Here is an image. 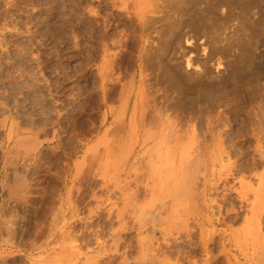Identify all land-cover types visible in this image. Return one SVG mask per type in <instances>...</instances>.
<instances>
[{
    "label": "rangeland",
    "instance_id": "374dc122",
    "mask_svg": "<svg viewBox=\"0 0 264 264\" xmlns=\"http://www.w3.org/2000/svg\"><path fill=\"white\" fill-rule=\"evenodd\" d=\"M114 1L0 0V264H264V126L257 139L248 119L264 117V0L169 2L143 122L139 19Z\"/></svg>",
    "mask_w": 264,
    "mask_h": 264
},
{
    "label": "bare ground",
    "instance_id": "6f19581e",
    "mask_svg": "<svg viewBox=\"0 0 264 264\" xmlns=\"http://www.w3.org/2000/svg\"><path fill=\"white\" fill-rule=\"evenodd\" d=\"M80 1V0H79ZM119 1V0H118ZM118 1H114V2H117V4H119L118 3ZM122 1V0H121ZM142 0H138V2H140V3H142L141 2ZM201 1V0H200ZM103 2V1H102ZM124 2V3H123ZM123 2H122V4L123 5H125V6H123V8L124 7H126V9L128 8H132V11H134V13L135 14H137V15H134V16H136L137 17V19H139V25H140V34L138 35L139 36V38H137L138 39V41L135 43V53L133 52L134 51V49H132L133 51V56H134V62H135V66H136V68H137V70L139 71V75H141V78H142V76H143V74H144V72H145V74H146V71H150V73L152 72L153 73V69L151 70V68H150V65H151V62H149V61H151L150 59V56L149 55H151V54H149V53H152V47H151V49H150V43H152L153 44V42L154 41H157V40H154L156 37H158V34H160L161 33V30H160V33H159V31H158V28L159 27H163L162 25H163V23H166V22H163V20H164V18H166L167 17V15H168V13H167V6L169 5L170 6V3L169 2H172V3H174L175 4V0H149V1H146L147 3H145V1L143 2L144 3V5H143V3L142 4H140V3H138V4H136L137 3V0H123ZM254 2V1H253ZM257 2V1H256ZM167 3V4H166ZM212 3V2H211ZM192 4V3H191ZM176 5H177V3H176ZM187 5V4H186ZM11 6V5H10ZM116 6V5H115ZM122 6V5H121ZM175 6V5H174ZM179 6V5H178ZM177 6V7H178ZM192 6V5H191ZM171 7H172V5H171ZM170 7V8H171ZM245 7V6H244ZM262 7V6H261ZM167 8V9H166ZM196 8V7H195ZM128 9H127V12H129V13H133V12H130V9H129V11H128ZM173 9V8H172ZM178 9V8H177ZM176 9V10H177ZM223 9V8H222ZM122 10V9H121ZM169 11H170V9H168ZM180 10V9H179ZM168 11V12H169ZM173 11H174V13H175V10L173 9ZM171 12V11H170ZM222 12V11H221ZM224 12V11H223ZM172 13V12H171ZM119 14V13H118ZM128 14V13H127ZM191 14V13H190ZM93 15V14H92ZM170 15V14H169ZM169 15H168V17H169ZM121 17V16H120ZM192 17H194V16H192ZM196 17V16H195ZM198 17V16H197ZM231 17V16H230ZM106 18V17H105ZM168 19V18H167ZM167 19H165V20H167ZM193 19V18H192ZM164 20V21H165ZM138 21V20H137ZM168 21H170V19L168 20ZM171 21H173L172 19H171ZM202 21V20H201ZM200 21V22H201ZM97 22V21H96ZM136 22V21H135ZM134 22V23H135ZM133 23V24H134ZM171 23V22H170ZM159 24H160V26H159ZM167 24H169V22L167 23ZM202 24V23H201ZM132 25V24H131ZM179 25V24H178ZM194 25V24H193ZM224 25V24H223ZM135 26V25H134ZM171 26V25H170ZM233 26H234V24H233ZM244 26V25H243ZM2 28V27H1ZM123 28H125V27H123ZM166 28H167V26H166ZM166 28H165V30H166ZM172 28V26L170 27V28H167V29H171ZM174 28V27H173ZM161 29V28H160ZM16 30V29H15ZM123 30V29H122ZM163 30V29H162ZM164 30V31H165ZM125 31V30H124ZM167 31V30H166ZM170 31H172L173 32V30H170ZM2 32V31H1ZM175 32V31H174ZM103 33V32H102ZM115 33V32H114ZM121 33V32H120ZM182 33V32H181ZM186 33H188V32H186ZM118 34V33H117ZM116 34V35H117ZM151 34H153V35H151ZM163 34V33H162ZM164 34H166V33H164ZM171 34H173V33H171ZM214 34V33H213ZM234 34V33H233ZM167 35V34H166ZM192 35H194V34H192ZM218 35V34H217ZM130 36V35H129ZM160 36V35H159ZM163 36V35H162ZM171 36H174V35H171ZM188 36H190V33H189V35ZM187 36V37H188ZM237 36V35H236ZM127 37V36H126ZM131 37V36H130ZM167 36H165V38H166ZM184 37V36H183ZM197 37V36H196ZM195 36L194 37H192V38H196ZM238 37V36H237ZM261 37V36H260ZM159 38V37H158ZM157 38V39H158ZM161 38H163V37H161ZM190 38H191V36H190ZM204 38H206V37H204ZM232 38V37H231ZM234 38V37H233ZM112 39V38H111ZM167 39V38H166ZM185 39V38H184ZM197 39V38H196ZM214 39V38H213ZM213 39H210V40H213ZM236 39V38H235ZM154 40V41H153ZM159 40H160V38H159ZM172 40V39H171ZM198 40V39H197ZM206 40H208V39H206ZM205 40V41H206ZM219 40V39H218ZM221 40V39H220ZM232 40V39H231ZM119 41V40H118ZM153 41V42H152ZM168 41V40H167ZM186 41V46H184V47H186V48H188V50H186L185 48V52H181L182 54H181V59H183V61H184V63H185V67H186V69H187V71H190L191 69H192V71H196V72H199V73H201L204 69L203 68H201V69H199L200 67H203V66H200L199 64H198V55L197 54H193V53H191L192 51L191 50H194L195 49V47L197 46V44L196 45H188V44H190L188 41L189 40H185ZM194 41V43L196 42L195 40H193ZM235 41H237V40H235ZM234 41V42H235ZM134 42V41H133ZM161 41H159V43H160ZM182 42H183V40H182ZM192 42V41H191ZM202 43H204L203 41H201ZM214 42H215V40H214ZM124 43H126V42H124ZM132 43V42H131ZM155 43V42H154ZM158 43V42H157ZM165 43H167V42H165ZM181 43V41L178 43V45ZM193 43V42H192ZM197 43V42H196ZM202 43L200 44L201 46H203L202 45ZM209 43V42H208ZM216 43V42H215ZM111 44H112V42H111ZM181 44H183V43H181ZM181 44L179 45L180 47H181ZM205 44V43H204ZM210 44V43H209ZM214 44V43H213ZM234 44V43H233ZM237 44V43H236ZM244 44V43H243ZM157 45H160V44H157ZM157 45L156 46H154V45H152V46H154L155 48H157ZM212 45V44H211ZM218 45V44H217ZM241 46V44L238 42V46ZM105 46V45H104ZM178 46V47H179ZM207 46H208V44H207ZM257 46V45H256ZM125 47V46H124ZM133 47V48H134ZM149 47V48H148ZM176 47V46H175ZM209 47H211V46H209ZM216 47V46H215ZM217 47H220V46H217ZM183 48V47H182ZM204 52L202 53V55H200V56H202L201 58H200V60H201V62H202V64L204 65L206 62H208V65H210L211 63H212V61H209L210 60V56L208 55V53H206L205 52V45H204ZM214 48V47H213ZM244 48V47H243ZM129 49H130V47H129ZM181 49V48H180ZM226 49V48H225ZM131 50V49H130ZM151 50V51H150ZM157 50V49H156ZM196 50V49H195ZM218 50V49H217ZM220 50V49H219ZM259 50V49H258ZM158 51V50H157ZM175 51V50H174ZM173 51V52H174ZM177 51H179V50H177ZM187 51V52H186ZM202 51H203V49H202ZM216 51V50H215ZM215 51H214V54H215ZM222 51V50H221ZM221 51H219V52H221ZM227 51V50H226ZM239 51V50H238ZM156 52V51H155ZM180 52V51H179ZM217 52V51H216ZM189 53V54H188ZM194 53H196V51H194ZM222 53V52H221ZM223 53H224V51H223ZM222 53V54H223ZM232 53V52H231ZM132 54V53H131ZM172 54V53H171ZM176 54H177V52H176ZM217 54V53H216ZM222 54H219V55H222ZM173 55V54H172ZM178 55H179V53H178ZM177 55V56H178ZM241 55V54H240ZM182 56H184L183 58H182ZM218 56V55H217ZM227 56V55H226ZM247 56V55H246ZM258 56V55H257ZM109 57V56H108ZM176 57V56H175ZM180 57V56H179ZM178 57V58H179ZM178 58H177V60H178ZM221 58V57H220ZM220 58H218L219 60H220ZM223 58L225 59V57L223 56ZM116 59H117V57H116ZM174 59V58H173ZM176 59V58H175ZM234 59V58H233ZM236 59V58H235ZM234 59V60H235ZM198 61L196 64H198L199 66H195L194 65V63H195V61ZM223 60V59H222ZM105 61V60H104ZM181 61V60H180ZM230 61V60H229ZM178 62V61H177ZM200 62V63H201ZM210 62V63H209ZM261 62V61H260ZM116 63V62H115ZM103 64V63H102ZM172 64V63H171ZM207 64V63H206ZM205 64V65H206ZM116 65H119V64H116ZM178 65V64H177ZM98 66V65H97ZM132 66V65H131ZM182 66V65H181ZM151 67H152V65H151ZM184 67V68H185ZM199 67V68H198ZM206 67V66H205ZM212 67V66H211ZM214 67V66H213ZM153 68V67H152ZM181 68V67H180ZM220 68V67H219ZM222 68V67H221ZM250 68V67H249ZM101 69V68H100ZM132 69V68H131ZM185 69V70H186ZM194 69V70H193ZM216 69V68H215ZM208 70V69H207ZM216 71V70H215ZM220 71V70H219ZM252 71V70H251ZM95 72V71H94ZM101 72V71H100ZM218 72V71H217ZM247 73H249V72H247ZM100 74V73H99ZM130 74V73H129ZM134 74L135 73H133V76H134ZM154 74V73H153ZM161 74V73H160ZM190 74V73H189ZM196 74V73H195ZM210 74V73H209ZM219 74V73H218ZM156 73H155V78H156ZM132 76V77H133ZM158 76V75H157ZM161 76V75H160ZM201 76V75H200ZM140 77V76H139ZM146 77V76H145ZM144 76H143V78L142 79H144L145 81H141V80H139V82L140 83H138V85L136 86V90H134L135 92H133V91H131V92H133V94H131L132 96L134 95V103H133V110H136L137 108H139V110H138V112H137V110H136V112H135V114H134V117L132 116V118H133V120H132V122H134L135 120H139L140 122H143L144 121V119H145V114H147L146 113V111L148 110L147 108H149V107H151V109H154L156 106H157V102H156V98L157 97H155V95L154 96H152L153 94H156V91L152 94L150 91H152L151 89H150V91L148 92V90H147V88L149 89V87H146L147 85H145V83H143V82H148V80H147V78H145ZM148 77H150V76H148ZM169 77V76H168ZM233 77V76H232ZM158 78V77H157ZM162 80V79H161ZM182 81V80H181ZM208 81V80H207ZM237 81V80H236ZM236 81H234V82H236ZM132 82V81H131ZM138 82V81H137ZM146 82V83H147ZM165 82V81H164ZM155 83V82H154ZM163 83V82H162ZM233 83V82H232ZM101 84V83H100ZM131 84H133V82L131 83ZM152 84V83H151ZM129 85V84H128ZM150 85V84H149ZM174 85V84H173ZM257 85V84H256ZM165 86V85H164ZM101 87V86H100ZM106 87V86H105ZM131 87H132V85H131ZM130 87V88H131ZM135 87V86H134ZM215 87V86H214ZM152 88V87H151ZM221 88V87H220ZM134 89V88H133ZM155 89V88H154ZM177 89V88H176ZM227 89V88H226ZM129 90V89H128ZM128 90H127V92H128ZM157 90V89H156ZM130 91V90H129ZM251 91H253V90H251ZM251 91H250V93H251ZM170 92H171V90H170ZM175 92V91H174ZM210 93V92H209ZM253 93L254 92H252L251 94L253 95ZM127 94V93H126ZM125 94V95H126ZM129 94V93H128ZM206 94V93H205ZM220 94V93H219ZM158 95V94H157ZM165 95V94H164ZM207 95V94H206ZM120 96V95H119ZM197 96V95H196ZM220 96V95H219ZM243 96V95H242ZM126 97H128L127 95H126ZM248 97V96H247ZM187 98V97H186ZM195 98V97H194ZM122 100V98L120 99V101ZM124 100V99H123ZM160 100V99H159ZM129 101H130V96H129V98H127V100L125 99L124 100V103H122L124 106H126V108L128 107V105H129ZM250 101H251V99H250ZM192 102V101H191ZM190 103V102H189ZM122 104H121V106H122ZM200 104V103H199ZM206 105V104H205ZM180 106V105H179ZM201 107V106H200ZM159 107H157V109H158ZM262 108V107H261ZM140 109H141V111H140ZM147 109V110H146ZM149 110H150V108H149ZM156 110V109H155ZM139 111H140V114H139ZM122 112V110L120 111V113ZM133 112V111H132ZM152 112V111H151ZM196 112V111H195ZM195 112H193V113H195ZM218 112V111H217ZM221 112V111H220ZM156 113V112H155ZM254 113V112H253ZM262 113V112H261ZM133 114V113H132ZM152 114V113H151ZM150 114V115H151ZM188 114V113H187ZM190 114H192L191 112H190ZM195 114H197V113H195ZM194 114V115H195ZM259 114L260 113H258V115L257 114H253V115H249V121H250V123H251V125H252V135L253 136H255L257 139H259L260 138V135L261 134H259V131H258V129H260L262 126H264V117H261V118H259V117H257V116H259ZM178 115V114H177ZM261 115H264V114H261ZM211 116V115H210ZM198 117V116H197ZM204 117V116H203ZM214 117H215V115H214ZM213 117V118H214ZM117 118V117H116ZM122 118V117H121ZM131 118V119H132ZM123 119V118H122ZM196 119V118H195ZM130 120V119H129ZM167 120V119H166ZM131 121V120H130ZM198 121V120H197ZM131 122V123H132ZM167 123V122H166ZM173 123V122H172ZM199 123H200V121H199ZM209 123V122H208ZM124 124V123H123ZM143 124V123H142ZM171 124V123H170ZM167 126V125H166ZM165 126V127H166ZM200 126V125H199ZM235 126V125H234ZM186 127V126H185ZM136 128V127H135ZM134 128V129H135ZM169 128H171V127H169ZM172 128H174V127H172ZM193 128H194V126H193ZM201 128V127H200ZM199 128V129H200ZM207 128V127H206ZM262 128H264V127H262ZM154 129V128H153ZM166 129V128H165ZM176 130V129H175ZM201 130V129H200ZM224 131V130H223ZM133 132V131H132ZM166 132V131H165ZM175 132V131H174ZM199 132V131H198ZM216 132V131H215ZM262 132H264V131H262ZM134 133V132H133ZM162 133V132H161ZM203 134L205 133V132H202ZM261 133V132H260ZM159 134V133H158ZM162 134H164V132L162 133ZM262 134H264V133H262ZM205 135V134H204ZM163 135H161V137H162ZM170 136V135H169ZM177 136V135H176ZM186 136V135H185ZM160 137V136H159ZM158 137V138H159ZM143 138V137H142ZM213 138V137H212ZM150 139V138H149ZM202 139V138H201ZM61 141V140H60ZM167 141V140H166ZM193 141V140H192ZM191 141V143L190 144H192L193 142ZM199 141H201V140H199ZM208 141V140H207ZM257 142V141H256ZM167 143H169V142H167ZM208 143V142H207ZM175 144V143H174ZM170 145V144H169ZM183 145V144H182ZM232 145V144H231ZM166 146V145H165ZM184 147V146H183ZM148 148V147H147ZM167 148V147H166ZM164 149V148H163ZM168 149V148H167ZM182 149H184V148H181L180 150H182ZM205 149V148H204ZM185 150V149H184ZM193 150V149H192ZM202 150V149H201ZM172 151V150H171ZM204 151V150H203ZM225 152V151H224ZM51 153V152H50ZM171 153V152H170ZM183 154V153H182ZM186 154H187V151H186ZM226 154V153H225ZM151 155H153V154H151ZM167 155V154H166ZM169 155V154H168ZM193 155V154H192ZM198 156V155H197ZM196 156V157H197ZM148 157V156H147ZM166 157V156H165ZM178 157H179V155H178ZM182 157V156H181ZM187 157V156H186ZM227 157V156H226ZM159 158V157H158ZM190 158V157H189ZM186 159H188V158H186ZM196 160H195V162L193 163V164H195L196 166H198L199 164H197V163H199L200 161L197 159V158H195ZM58 160V159H57ZM156 160V159H155ZM171 160V159H170ZM194 160V159H193ZM199 162H198V161ZM204 161V160H203ZM262 161V160H261ZM180 162V161H179ZM197 162V163H196ZM181 163V162H180ZM234 163V162H233ZM261 163V162H260ZM51 164V163H50ZM259 163H257V159H254V158H251L250 159V161H248V162H246L245 163V165H244V168H247V169H250V168H255V167H257V165H258ZM156 165V164H155ZM187 166H188V164H187ZM195 166V167H196ZM240 166H242V165H240ZM165 167V166H164ZM180 167V166H179ZM194 167V166H193ZM193 167H191V169L193 168ZM200 167V166H199ZM56 168V167H55ZM142 168V167H141ZM196 169H197V167H196ZM196 169H194L195 171H196ZM8 170V169H7ZM13 170V169H12ZM11 170V171H12ZM57 170V169H56ZM142 170V169H141ZM164 170V169H163ZM193 170V171H194ZM9 171V170H8ZM10 171V172H11ZM137 171H139V169L137 170ZM144 171V170H143ZM189 171V170H188ZM197 171H199V170H197ZM196 171V172H197ZM7 172V171H6ZM14 172V171H13ZM135 172V171H134ZM140 172V171H139ZM145 172V171H144ZM174 172V171H173ZM172 172V173H173ZM177 172V171H176ZM183 172V171H182ZM184 172H186V170L184 171ZM190 172V171H189ZM191 172H192V170H191ZM190 172V173H191ZM251 172V171H250ZM20 173V172H19ZM178 173V172H177ZM187 173V172H186ZM189 173V174H190ZM194 173V172H193ZM192 173V174H193ZM202 173V172H201ZM12 174V173H11ZM143 174V173H142ZM170 174V173H169ZM176 174V173H175ZM184 174V173H183ZM191 174V175H192ZM198 174V173H197ZM85 175V174H84ZM87 175V174H86ZM140 175V174H139ZM162 175V174H161ZM171 175H173V174H171ZM190 175V176H191ZM195 175V174H194ZM201 175V174H200ZM12 176V175H11ZM159 176V175H158ZM170 176V175H169ZM169 176H168V178H169ZM174 176V175H173ZM178 176H179V174H178ZM183 176V175H182ZM182 176L181 177H179L181 180H180V182L181 183H184V182H187V180L186 181H183L182 180ZM186 176H187V174H186ZM205 176V175H204ZM89 177V176H88ZM167 177V176H166ZM189 177V176H188ZM198 177V176H197ZM3 178H4V176H3ZM2 178V179H3ZM163 178V177H162ZM173 178V177H172ZM186 178V177H185ZM184 178V179H185ZM166 179V178H165ZM176 179V178H175ZM262 179V178H261ZM260 179V180H261ZM163 180V179H162ZM174 180V179H173ZM171 181L172 182V185L174 184V181ZM193 180V179H192ZM262 180H264V179H262ZM261 180V181H262ZM82 181V180H81ZM183 181V182H182ZM189 181V180H188ZM191 181V180H190ZM196 181V180H195ZM10 182V181H9ZM80 182V181H79ZM159 182H160V180H159ZM180 182H178V183H180ZM206 182V181H205ZM6 183H8V182H6ZM166 183H167V181H166ZM194 183V182H193ZM1 185H4V184H2V183H0ZM170 184V183H169ZM176 184H177V180H176ZM188 184V183H187ZM190 184V183H189ZM203 184V183H202ZM179 185V184H178ZM183 185V184H182ZM181 185V186H182ZM185 183H184V188L183 187H181V186H178V187H181V188H183L182 190H185ZM191 185H192V181H191ZM20 186V185H19ZM189 186V185H188ZM194 186V185H193ZM192 186V187H193ZM206 186V185H205ZM7 187H9V186H7ZM16 187H18V186H16ZM21 187V186H20ZM20 187H18L17 189H20ZM172 187V186H171ZM171 187H170V190H171ZM178 187H176V188H178ZM201 187V186H200ZM207 187H208V185H207ZM174 188H175V186H174ZM175 188V189H176ZM188 188V187H187ZM186 188V189H187ZM198 188V187H197ZM202 188H204V187H202ZM173 189V188H172ZM191 189V188H190ZM201 189V188H200ZM188 190V189H187ZM194 190V189H193ZM196 190V189H195ZM17 191V190H16ZM15 191V192H16ZM174 191V190H173ZM177 191H179V188H178V190ZM197 191V190H196ZM188 192V191H187ZM187 192H185V193H187ZM191 192H192V190H191ZM204 191H202V193H203ZM13 193H14V191H13ZM26 193H27V191H26ZM170 193H172V192H170ZM169 193V194H170ZM174 193V192H173ZM179 193H180V191H179ZM188 193H190V191L188 192ZM197 193V192H196ZM29 194V193H28ZM175 194H176V192H175ZM198 194V193H197ZM15 195V194H14ZM193 195V194H192ZM12 196V195H11ZM173 197H174V194L172 195ZM177 196V195H176ZM14 197V196H13ZM176 198V197H175ZM3 199V198H2ZM5 199V198H4ZM34 202V201H33ZM48 202V201H47ZM14 203V202H13ZM46 204V203H45ZM14 205V204H13ZM33 205V204H32ZM40 205V204H39ZM136 205V204H135ZM217 206V205H216ZM234 206V205H233ZM130 207V206H129ZM136 207V206H135ZM141 207V206H140ZM220 208V207H219ZM218 208V209H219ZM217 209V208H216ZM131 210V209H130ZM133 210V209H132ZM131 210V211H132ZM168 210V209H167ZM176 210V209H175ZM224 210V209H223ZM239 210H241L240 209V206L238 207V208H235V207H232V208H230L229 209V212H233L235 215L238 213V211ZM124 211V210H123ZM126 211V210H125ZM168 212V211H167ZM177 212V211H176ZM227 211H226V209H225V213H226ZM13 213V212H12ZM11 213V214H12ZM184 213V212H183ZM228 213V212H227ZM137 214H138V212H137ZM174 214V213H173ZM7 215H9V214H7ZM133 215V214H132ZM139 215V214H138ZM176 215V214H175ZM215 215V214H214ZM1 216V215H0ZM11 216V215H10ZM14 216V215H13ZM120 216V215H119ZM148 216V215H147ZM171 216V215H170ZM218 216V215H217ZM216 216V220H218V219H220V218H218ZM173 217H175V216H173ZM221 217V216H220ZM245 217V216H244ZM2 218V217H1ZM14 218V217H13ZM21 218V217H20ZM119 218V217H118ZM243 218V217H242ZM5 219H6V215H5ZM245 219V218H244ZM4 220V219H3ZM106 220V219H105ZM104 220V221H105ZM117 220V219H116ZM222 220V219H221ZM242 220V219H241ZM1 221V220H0ZM28 221V220H27ZM18 222V221H17ZM218 222V221H217ZM8 223V222H7ZM121 223V222H120ZM227 224V223H226ZM125 225V224H124ZM163 225V224H162ZM11 226V225H10ZM14 226V225H13ZM185 226V225H184ZM184 226H182L183 228H185L186 229V226L184 227ZM227 226V225H226ZM188 227V226H187ZM7 228V227H6ZM115 228H116V226H115ZM184 229V230H185ZM189 228H187L185 231L187 232V234H188V230ZM188 230V231H187ZM5 231V230H4ZM12 231V230H11ZM185 232V233H186ZM203 232V231H202ZM211 232V231H210ZM6 233V232H5ZM205 234V233H204ZM213 234V233H212ZM212 234L210 235H207V237H202L201 236V242H202V244H203V246H206L207 245V242L209 241L210 242V240H213V236H212ZM6 235V234H5ZM11 235V234H10ZM189 235V234H188ZM200 235H203L202 233L200 234ZM190 236V235H189ZM204 236V235H203ZM225 236V235H224ZM12 237V236H11ZM118 237V236H117ZM129 237V236H128ZM188 237V236H187ZM9 238V237H8ZM233 238V237H232ZM6 239V238H5ZM12 239V238H11ZM18 239V238H17ZM149 239V238H148ZM191 239V238H190ZM189 239V240H190ZM220 239H222L221 237H220ZM233 239H235V238H233ZM6 241H8V240H6ZM10 241V240H9ZM12 241V240H11ZM162 241V240H161ZM168 241V240H167ZM233 241V240H232ZM26 242V241H25ZM234 242V241H233ZM237 242V241H236ZM235 242V243H236ZM146 243V242H145ZM221 243H222V245H224L225 243H224V241H221ZM239 243V242H238ZM125 244V243H124ZM132 244V243H131ZM170 244V243H169ZM169 244H167L168 246H169ZM212 244V243H211ZM19 245V244H18ZM166 245V246H167ZM190 245V244H189ZM193 245V244H192ZM155 246V245H154ZM158 246V244L156 245V247ZM128 247V246H127ZM202 248V247H201ZM207 248V247H206ZM156 249V248H155ZM184 252V251H183ZM182 253V252H181ZM220 253H221V251H220ZM16 254V253H15ZM179 254V253H178ZM240 254V253H239ZM18 255V254H17ZM20 255V254H19ZM125 255V254H124ZM206 255V254H205ZM176 256V255H175ZM207 256V255H206ZM125 257V256H124ZM2 258V257H1ZM8 258V257H7ZM114 258V257H113ZM139 258V257H138ZM214 258V257H213ZM237 259V258H236ZM22 260V259H21ZM172 261V260H171ZM112 262V261H111ZM149 262V261H148ZM228 262V261H227ZM24 263V262H23ZM105 263V262H104ZM174 263V262H173ZM206 263H208L207 262V260H205V263L204 264H206ZM228 263H230V262H228ZM227 263V264H228ZM203 264V263H202ZM209 264V263H208Z\"/></svg>",
    "mask_w": 264,
    "mask_h": 264
},
{
    "label": "crops",
    "instance_id": "0c3cea01",
    "mask_svg": "<svg viewBox=\"0 0 264 264\" xmlns=\"http://www.w3.org/2000/svg\"><path fill=\"white\" fill-rule=\"evenodd\" d=\"M15 253H16V254H15ZM17 254H18V255H17ZM19 254H20V253H18V252H14V255H15V256L23 257L22 254H20V255H19Z\"/></svg>",
    "mask_w": 264,
    "mask_h": 264
}]
</instances>
